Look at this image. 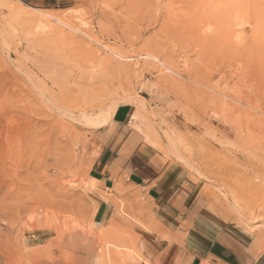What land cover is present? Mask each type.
I'll list each match as a JSON object with an SVG mask.
<instances>
[{
	"label": "rangeland",
	"instance_id": "obj_1",
	"mask_svg": "<svg viewBox=\"0 0 264 264\" xmlns=\"http://www.w3.org/2000/svg\"><path fill=\"white\" fill-rule=\"evenodd\" d=\"M263 10L264 0H0V264L58 261L75 235L96 240V264H142L104 208L142 225L148 200L126 176L110 190L90 177L101 128L84 122L116 102L139 141L185 168L242 236L264 240ZM137 100L151 113L135 116Z\"/></svg>",
	"mask_w": 264,
	"mask_h": 264
},
{
	"label": "crops",
	"instance_id": "obj_2",
	"mask_svg": "<svg viewBox=\"0 0 264 264\" xmlns=\"http://www.w3.org/2000/svg\"><path fill=\"white\" fill-rule=\"evenodd\" d=\"M128 114L117 109L110 125L98 131L101 151L90 172L102 190L114 188L126 176L149 202L152 213L142 225L129 224L114 208H104L110 227L126 235L118 242L133 243L142 264H264V247L258 245L264 240L242 236L199 195L185 168L139 141L126 126ZM63 244L62 251L53 252L58 261L43 264L97 263L93 238L75 235ZM125 251L122 257H127ZM62 254L72 257L71 262L61 261Z\"/></svg>",
	"mask_w": 264,
	"mask_h": 264
},
{
	"label": "bare ground",
	"instance_id": "obj_3",
	"mask_svg": "<svg viewBox=\"0 0 264 264\" xmlns=\"http://www.w3.org/2000/svg\"><path fill=\"white\" fill-rule=\"evenodd\" d=\"M258 1V0H257ZM151 7V6H150ZM259 11V10H258ZM264 11V10H263ZM262 11V12H263ZM240 15V14H239ZM236 20V19H235ZM3 87V86H2ZM5 94V93H4ZM111 97V96H110ZM111 99V98H110ZM131 103V101L129 102ZM118 104L119 102L117 103H114L113 106L110 107V110L108 112H104L102 113L101 115H99L98 117H96L95 119L92 117V119H87L85 120V124L86 126H91L93 128H102L104 127L105 125H107L111 120H113V116L114 114L116 113L117 111V108H118ZM132 107L135 109V116H141L142 113H147V114H150V109H149V105L145 102V101H135V103H133ZM83 115V114H82ZM131 115V114H130ZM145 115V114H143ZM132 116H133V113H132ZM149 116V115H148ZM151 116V115H150ZM142 117V116H141ZM88 118H90V116H88ZM132 119V118H131ZM140 119V118H139ZM147 121V119H146ZM146 121H145V124H146ZM150 122V121H148ZM143 123V122H142ZM147 126V125H146ZM166 136V134H165ZM171 142V141H170ZM171 144V143H170ZM172 146V144H171ZM174 146V144H173ZM173 148V147H172ZM174 150L175 147H174ZM262 165V164H261ZM2 188V186H0ZM223 192V191H222ZM247 208V207H246ZM249 210V209H248ZM262 210V209H261ZM251 212V211H250ZM240 214V212H239ZM241 216V215H239ZM259 221V220H258ZM260 222V221H259ZM248 223V222H247ZM262 223V222H261ZM260 223V224H261ZM258 225V224H257ZM261 226V225H260ZM111 237V236H110ZM105 240V239H104ZM135 254V253H134ZM136 255V254H135ZM137 256V255H136Z\"/></svg>",
	"mask_w": 264,
	"mask_h": 264
}]
</instances>
